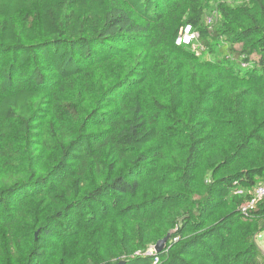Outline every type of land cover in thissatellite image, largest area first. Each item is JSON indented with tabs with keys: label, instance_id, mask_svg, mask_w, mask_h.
<instances>
[{
	"label": "trees",
	"instance_id": "16d2710c",
	"mask_svg": "<svg viewBox=\"0 0 264 264\" xmlns=\"http://www.w3.org/2000/svg\"><path fill=\"white\" fill-rule=\"evenodd\" d=\"M223 1L0 0V264H264V0Z\"/></svg>",
	"mask_w": 264,
	"mask_h": 264
},
{
	"label": "rangeland",
	"instance_id": "374dc122",
	"mask_svg": "<svg viewBox=\"0 0 264 264\" xmlns=\"http://www.w3.org/2000/svg\"><path fill=\"white\" fill-rule=\"evenodd\" d=\"M223 2L229 4L230 6H234V7H236V6H238V5H241L244 1H243V0H224ZM215 7H216L215 4H211L210 9L208 10L209 13H207V17H206V23H207V24H211V23H213L214 21H215V23H216V20H217V19L220 20V17H219V15H218V13L215 12ZM199 46H200V44L195 45V46L193 47V50H194L196 53H198L199 55L202 53L203 56H204V59H205V60H210V61H212V60H215V59H220L219 61H224V60H230V61H231V59H232V58L227 57L226 55H222V54L219 53V52H217L215 55H210L206 49L203 50V49H201ZM240 47H241L240 44H239V45H236V46H235V49H240ZM202 54H201V55H202ZM259 59H260V56H259L258 54L255 53V54H253V55L251 56V64L246 65V66H244V67H242V66H240V67L243 68V69H247V67H250L251 69H254V67H255L254 63L257 62V61H259ZM244 65H245V64H244ZM242 192H243V193H242ZM236 193H237V191H236ZM236 193H235V190H233L232 194L226 198V203H227V204H229V203L231 202L233 195H236ZM238 193H239L240 195H246V194L248 193V191H246L245 189L239 188ZM241 193H242V194H241ZM256 241H257V244H258V246L260 247V249L264 252V232H263L260 236H258V237L256 238ZM171 244H172V242H171ZM154 247H155V246H153V245L150 247V250H149V252H148L149 255H152V254H153V255H157L156 252L154 251ZM166 247H167V246H166ZM166 247H165L163 250H165ZM163 250H162V251H163ZM126 259H127V256L123 254V255L120 257L119 260H121V261H125ZM126 261H127V260H126ZM74 264H100V263H98L97 260H95V259H93V258H89V257H87V258H84V259L81 260V261H77V262H75ZM106 264H111V263H106ZM155 264H157V261L155 262Z\"/></svg>",
	"mask_w": 264,
	"mask_h": 264
},
{
	"label": "built area",
	"instance_id": "2783aa9c",
	"mask_svg": "<svg viewBox=\"0 0 264 264\" xmlns=\"http://www.w3.org/2000/svg\"><path fill=\"white\" fill-rule=\"evenodd\" d=\"M199 37V34L193 29L191 25L185 26L176 39V45L178 46H191L195 43V40ZM251 199L243 207V214L255 211L261 200L264 199V182L259 183L250 193Z\"/></svg>",
	"mask_w": 264,
	"mask_h": 264
},
{
	"label": "water",
	"instance_id": "95a60500",
	"mask_svg": "<svg viewBox=\"0 0 264 264\" xmlns=\"http://www.w3.org/2000/svg\"><path fill=\"white\" fill-rule=\"evenodd\" d=\"M171 234H172V232H169L168 235L164 239L158 241V243L154 247V251L156 253H160L166 247L168 241L171 238ZM118 264H124V262L122 261V262H120Z\"/></svg>",
	"mask_w": 264,
	"mask_h": 264
}]
</instances>
